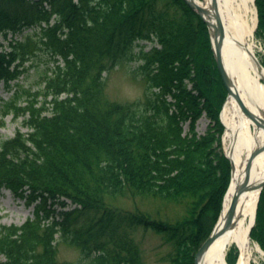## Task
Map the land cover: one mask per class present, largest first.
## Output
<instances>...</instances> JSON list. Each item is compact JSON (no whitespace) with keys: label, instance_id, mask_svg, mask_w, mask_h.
I'll use <instances>...</instances> for the list:
<instances>
[{"label":"trees","instance_id":"1","mask_svg":"<svg viewBox=\"0 0 264 264\" xmlns=\"http://www.w3.org/2000/svg\"><path fill=\"white\" fill-rule=\"evenodd\" d=\"M174 4L172 0H0L3 41L8 33L31 30L20 40L11 38L6 48L0 41V81L8 87L17 80L37 52L48 57L39 75L43 87L32 91L17 81L1 106L3 115L22 117L28 132L18 130L0 143V189L39 199L40 205L68 200L96 213L91 223L95 231H112L106 237L92 236L89 228L71 231L67 218L75 214L71 210L65 212V220L61 215L63 220L46 223L49 212L40 215L36 207L33 218L21 226H0V264H66L57 261L58 242L80 248L76 264H142L138 248L127 239L126 227L135 225L164 232L171 247L168 264H194V254L209 234H199L200 224L213 216L209 201L216 202L219 210L229 163L217 156V169H210L206 140L204 145L195 136L182 137L183 113L194 120L198 102L181 85L186 78L194 80L189 58L196 52L190 39L192 26L183 17L198 16L183 1ZM257 4L260 26L264 0ZM150 35L156 36L161 48L144 51L141 46L136 51L134 42ZM133 60L141 61L137 69L147 86L143 98L107 101L102 73ZM204 71L208 74L209 66ZM123 194L179 203L185 207L184 215L174 223L159 222L138 209L107 203V198ZM263 199L264 194L251 237L264 250ZM119 230L121 236L114 233Z\"/></svg>","mask_w":264,"mask_h":264},{"label":"rangeland","instance_id":"2","mask_svg":"<svg viewBox=\"0 0 264 264\" xmlns=\"http://www.w3.org/2000/svg\"><path fill=\"white\" fill-rule=\"evenodd\" d=\"M174 1L175 0H172L173 4ZM181 1H183L187 5L185 0ZM196 1L203 2V0ZM260 2L261 0H259V4ZM257 3L258 0H254V8L258 22L256 27L257 29L254 33V39L257 42V45H259V49H261L259 51L256 50L257 58L264 67V24L262 23L259 26L260 16L258 9H260V5L258 6ZM175 5L177 4L175 3L174 6ZM187 7L191 9L188 5ZM177 9L180 10V8ZM191 11L195 13L198 18L191 15L184 16L183 20H186L188 27L190 25L192 26L191 31H193V34L191 33L192 36L190 35V39L192 41V46L194 47L196 52H194L193 56L189 58V66L192 68L190 69L189 74L194 80L192 82L190 78H186L183 80L181 85L186 87V91L188 90L191 95L194 94L193 96L198 98V102H196L197 105L194 104V108L197 111V116L194 120H189V118H186L187 112L183 113L181 133L182 137L187 136L188 139H192L194 137L191 136H195L196 141L203 143L204 145H206V140L209 145L207 152L208 159L211 163V166L209 167L210 169L214 167L217 169V156H219L220 158L223 157L228 161L229 181L225 188L226 190L228 188L230 179L232 178L230 162L224 152L222 142L224 127L221 122V111L227 100V93L219 77V73L215 64L214 54L210 42L209 30L201 22V17L193 9H191ZM183 26L185 27L186 24ZM29 31L31 30H26L24 34L19 35L8 33L5 41H3V37L0 36V41L2 42V45L4 44L3 48H6L7 42H9L11 38L20 40L21 35H25L29 33ZM134 43L136 44L134 48L136 51L140 50L141 46H143L144 51H148V49L150 48H161V44L158 42V39L155 35H150L149 39L139 38ZM47 59V55L42 51L37 52V55L33 57L32 61H28L26 63L28 70L24 74H21L17 80L9 82L8 87L6 86L5 82L0 81V143L4 140L12 138L18 130L22 133L28 132V129L24 125H22V117L16 118L11 114L3 115L1 106L3 102L8 101L11 97L15 89V83L17 81V83L23 85L25 88L31 87L32 91L38 90L39 86L43 87V84L39 85L41 81L39 75L42 76V72ZM52 61L53 60H51L49 65H53ZM140 63L141 61L137 60H133L131 62H121L119 63V65H116L108 71L102 73L104 81V97L107 101L116 103H128L136 100H141L143 98V93L145 92V88L147 86L142 73L139 72V69H137ZM205 64L207 68L209 66L208 74H206V71H204V69L206 68ZM196 78L198 79V81L196 80ZM61 97H64V95H62ZM38 99H40V97ZM190 121L192 122L190 123ZM207 176L210 177L211 175L209 174ZM225 190L224 192H226ZM263 194L264 186L257 196L255 219L258 213L259 201ZM107 203L112 207L120 208L123 210L134 211V209H138L146 213L149 217L158 220L159 222L174 223L177 220L182 219L185 211V207L179 203L162 201L161 199L152 197L144 198L137 196L135 198H132L131 196L125 194L111 199L107 198ZM209 203V209H211V211L214 209L213 216L211 214L204 220L202 219V222L200 224L201 229L199 230V234L201 235L209 232L208 236L212 232L219 219L218 215L221 212L223 202L221 201L219 210L216 202L214 203L212 201H209ZM36 207L40 215H42L44 211L49 212V217L45 218L46 223L52 221L53 219L55 221L63 220V218H61V215L65 220V212H69L71 210L72 213H75L67 217L69 223H71V226H69L68 224V227L71 231L73 229L89 228V230L92 231V236L94 237L96 235H100L102 237H106L109 234L112 235V231L108 229L95 231L91 227V223L92 220L97 217L96 213H91L88 210H84L68 200H56L54 204L50 200H48L45 204L42 203L40 205L39 199L33 200L32 198H25V196L21 197L14 194L8 189H0V226H21L28 219L33 218L35 211H37L35 210ZM255 219L254 224L251 227V231L256 225ZM114 233L121 236V233H123V231L119 230L118 232ZM126 233L128 235L127 239L129 240V242H132L138 248V257L142 264H168L166 260L168 258L171 247L167 242H165L164 232L157 231L152 227H142L135 225L130 228L126 227ZM250 238L251 243L258 244V241L253 238V236L251 237V233ZM105 239L106 238H104V240ZM109 245L113 244L109 243ZM199 248L200 246L198 247V249ZM191 249H194V244L192 245ZM198 249L196 250V252L198 251ZM261 250L264 252L263 249ZM56 256L59 263L76 264L80 261L81 258L80 248L69 246L64 242H58ZM236 256L237 251L236 248L233 247L227 254V263L235 264ZM0 260L3 261V258L0 257ZM83 261L88 260L83 259ZM251 264H264V259L257 256L256 262H252Z\"/></svg>","mask_w":264,"mask_h":264},{"label":"bare ground","instance_id":"3","mask_svg":"<svg viewBox=\"0 0 264 264\" xmlns=\"http://www.w3.org/2000/svg\"><path fill=\"white\" fill-rule=\"evenodd\" d=\"M216 2L225 31L223 68L238 99L227 97L221 111L224 152L233 166L232 178L222 199L221 209L228 212L226 226L207 245L200 264H228L226 257L233 247L237 251L235 264H251L257 256L264 259V252L250 238L257 187L264 183V67L257 58L256 50L261 49L254 39L258 22L254 0ZM209 6L210 0H203L202 6L195 7L194 11L208 28L212 46L215 19ZM60 63L63 66L62 59ZM245 110L256 118H251ZM253 154L249 177L244 181L246 165ZM236 190L241 194L233 199Z\"/></svg>","mask_w":264,"mask_h":264},{"label":"water","instance_id":"4","mask_svg":"<svg viewBox=\"0 0 264 264\" xmlns=\"http://www.w3.org/2000/svg\"><path fill=\"white\" fill-rule=\"evenodd\" d=\"M185 1H186L187 5L193 10H195V7L199 8L202 6V2L198 3L199 1H196V0H185ZM208 9L213 14L214 19H215V22L213 25V29L215 31V34H214L215 38H214V44L212 45V51L214 54V60H215V64H216V67H217V70L219 73V77L222 81V84H223L225 90H226L227 97L232 96L233 98L238 99V96L235 95L233 88H232V85H231V83H230V81L226 75V72L224 71V68H223L222 48H223V42L225 39V31H224V26H223V23L221 20V15H220V11H219L216 0H210V6ZM255 63H257V61H255ZM258 66L260 67V65H258ZM245 112L251 118H256L255 115L253 113H251L250 111H249L250 113L247 110H245ZM254 156H255V154H253L251 156V159L248 161V163L246 165L244 181L248 180V177H249L248 171L250 170V166H251V163H252ZM230 167H231V176H232L233 166H232L231 161H230ZM263 186H264V183L261 186L257 187L258 194L260 193ZM240 194H241V192L236 190L233 194V199L238 198V196ZM258 194H257V196H258ZM227 215H228V212L226 211L224 213L221 209V212L219 214V219H218L215 227L213 228L212 232L207 237V239L202 243V245L200 246V248L198 249V251L196 252V254L194 256V264H200L202 254H203L204 250L206 249L207 245L226 226Z\"/></svg>","mask_w":264,"mask_h":264}]
</instances>
